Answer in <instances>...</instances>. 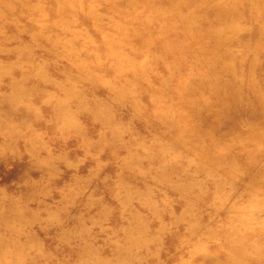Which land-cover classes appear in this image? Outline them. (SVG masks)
I'll list each match as a JSON object with an SVG mask.
<instances>
[{
  "label": "clouds",
  "instance_id": "clouds-1",
  "mask_svg": "<svg viewBox=\"0 0 264 264\" xmlns=\"http://www.w3.org/2000/svg\"><path fill=\"white\" fill-rule=\"evenodd\" d=\"M13 172L0 264H264V0H0Z\"/></svg>",
  "mask_w": 264,
  "mask_h": 264
},
{
  "label": "rangeland",
  "instance_id": "rangeland-1",
  "mask_svg": "<svg viewBox=\"0 0 264 264\" xmlns=\"http://www.w3.org/2000/svg\"><path fill=\"white\" fill-rule=\"evenodd\" d=\"M230 121H226L224 127H228ZM16 177V173H6L4 175H0V182H10L12 179Z\"/></svg>",
  "mask_w": 264,
  "mask_h": 264
}]
</instances>
